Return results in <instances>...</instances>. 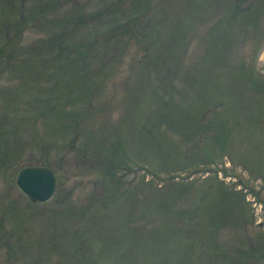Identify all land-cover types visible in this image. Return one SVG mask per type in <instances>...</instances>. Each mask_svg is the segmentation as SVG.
<instances>
[{
    "label": "rangeland",
    "instance_id": "rangeland-1",
    "mask_svg": "<svg viewBox=\"0 0 264 264\" xmlns=\"http://www.w3.org/2000/svg\"><path fill=\"white\" fill-rule=\"evenodd\" d=\"M122 1L124 9L130 8L131 0ZM56 2L0 0V128L3 130L20 125L18 118L37 113L36 103L32 102L33 107L26 102L50 98L48 89L56 66L50 54L55 48V37L62 35L66 17L77 13L76 9L96 15V11L105 12L93 24L79 25L77 28L81 30H74L75 35L72 32L73 42L80 37L86 43L104 35L103 30L109 27V23L103 24L104 18L118 23L135 14L133 8L122 12L114 0H59L60 6ZM232 2L150 0V9L137 24L143 32L138 35L135 30V36L130 35L132 38L125 35L127 44L118 41L114 51L107 48L109 60L105 61L104 74L98 81L88 74L93 93L77 141L80 153L69 155L68 145L62 146L68 128L60 115L54 112L58 118H50L48 123L30 119L29 126L40 132L49 126L53 140L59 145V150L46 155L47 165L54 169L57 178L61 177L49 202L31 204L14 184L18 171L40 151L39 146L29 144L31 139L24 135L19 139L20 149L13 143L5 149L6 143L0 139V264H202L211 257L207 258L210 241L201 239L198 231L203 230L199 225L209 223L211 216L220 213L225 223L219 230L221 243L226 245L232 233L240 239L244 237L241 247L248 250L253 247L250 241L264 237V130H260V118L256 124L255 117H251L250 107L230 134L227 148L224 145L219 157H209L211 160L205 162H198L194 154L208 155L214 147L203 144L199 137L202 149L193 147L191 141L180 140L179 135L168 131L157 119L148 132L139 127L153 111L155 94L163 95L177 106L181 101L174 90L180 91L184 103L192 107H207L212 99L215 104L216 88L214 93L210 90L212 99L203 105L195 100L201 82L206 80L203 77L207 63L233 64L242 57L239 61L251 68L250 73L256 78L264 76V14L260 15L258 24L261 39L256 41L254 30L250 29L242 36L236 51L233 50L237 56L234 60L228 54L234 47L224 43L221 35L230 26L225 18L232 10ZM258 2L247 0L241 7H256ZM108 7L112 12H106ZM122 15L124 19H119ZM73 24L71 21L69 26ZM230 28L234 36L240 29ZM220 37L222 43H218ZM219 47L223 50L221 57L213 59L208 51L214 48L213 53L217 54ZM99 62L94 60L92 69H98ZM225 68L210 69L208 78ZM198 74L200 79L195 85L185 83L195 80ZM170 78L174 81L163 80ZM224 82L223 78L215 80L218 85ZM243 95L245 100L253 101L248 105H254L253 95L248 92ZM68 106L65 110L70 112L73 106ZM173 110L165 112L170 114ZM222 111L224 106L218 104L214 113L209 109L206 113L214 116ZM234 113L237 114L232 110L231 115L236 116ZM8 114H17V120L8 124ZM162 135H169L167 144ZM114 144L128 155L133 150L135 153L123 155L129 158L122 173L124 179L118 186L109 188L105 180L109 161L105 162L103 155ZM1 157L11 163L2 166L5 160ZM140 159H147L149 164L144 165L148 161ZM133 160H140L141 164H129ZM117 172L118 169L113 174ZM220 191L226 194L225 200L219 198ZM235 194L238 199L233 197ZM173 196L176 198L168 208L165 202ZM208 207L212 210L206 212ZM237 216L241 221L246 217L247 221L238 223ZM87 240L90 246L82 247Z\"/></svg>",
    "mask_w": 264,
    "mask_h": 264
},
{
    "label": "trees",
    "instance_id": "trees-1",
    "mask_svg": "<svg viewBox=\"0 0 264 264\" xmlns=\"http://www.w3.org/2000/svg\"><path fill=\"white\" fill-rule=\"evenodd\" d=\"M56 1V0H54ZM233 1L232 10L229 11V15L225 18V23L230 24V26H238L240 27L237 35L234 36L230 26L227 31H223L221 33L222 40L224 43L231 44L234 48L232 51H229L228 54H231L234 60H237V56H234L233 50L236 51L237 47L242 42V36L250 29L254 30L253 38L256 41L261 39V36L258 34V24L260 22V15L264 14V0H260V2L256 3V7L249 6L248 8L241 7V4L247 0H230ZM56 3H59L57 0ZM115 4H118V9H121L122 12L127 9H134V16L129 17L128 19L122 21H118L115 19H111L109 22L104 18L103 24L108 25L109 27L104 29V35L98 39L91 40V42L86 41L79 37V41L73 42L72 32L76 29L81 30V28H77L79 25H88L93 24V21L102 16V12L105 15L104 11H96L97 15L93 12H85L80 9H76L77 13H74L71 17H66L65 28H63L62 35H57L55 37V44L53 47L54 50L51 52L50 57L52 63L56 64L55 66V74L53 82L50 83V87L48 92L50 93V98L47 97L46 100L40 99L39 101L32 100L31 102H26V105H32V102L36 103L38 109L36 114H28V116H23L18 118L17 114H8L6 117L8 124H11V121L21 119L20 125L14 124L12 126H8L6 130L0 128V139L3 143H6L5 149L10 144L13 143L17 148H21L22 144L19 143V139H23L24 135L31 139L29 144H36L39 146V152L31 156L28 164H36V165H47L48 158L46 155H49L52 150H59L58 143L52 138V129L45 126V130L40 132V129H36L35 126L31 128L29 126V121L31 120H43V122L48 123L50 118H58L53 115V113H57L60 119H64L68 128V133L64 137V141L62 142V146L65 144L68 145L67 153L70 155L71 152L80 153L81 150L77 149V141L82 135L81 131V123L83 124L86 120L85 114L89 110L91 104L89 97L92 95L93 91L91 90V86L88 83L87 79L89 78L88 74L92 77H97V81L99 80V76H103L105 68L104 63L108 61L107 58V48L110 47L113 51L116 49V45L118 41H121L122 45L127 44V38H124L125 35H128V38H132L135 36V30L138 35L140 29L137 24L144 19L147 10L150 9V0H131L130 8H123L122 0H114ZM254 4V2L252 3ZM60 6V3L59 5ZM262 9V10H261ZM106 12H112V8H107ZM107 15V14H106ZM115 16V15H114ZM125 15H122L120 18L124 19ZM263 17V16H262ZM227 19V20H226ZM131 20H133L131 22ZM71 21H74L72 26H69ZM114 25V26H113ZM20 26V22L17 24ZM69 26V27H68ZM83 28V27H82ZM75 35V32H73ZM132 37H131V36ZM147 36L146 34H142V37ZM229 38H233L231 41ZM114 39V42L111 40ZM146 39V38H145ZM221 37L218 40V43H222L220 41ZM215 46L218 44L215 42ZM147 47H145L144 52L146 53ZM214 48H210L208 53L212 56L213 59H218L221 57V53L223 50L218 48L219 53H213ZM216 51V49H215ZM215 55V57H214ZM220 55V57H219ZM115 58H118L116 54ZM207 58V57H206ZM242 57H239V60ZM94 60L100 61L98 69H92V63ZM235 61L225 65H215L210 63L205 69V78L206 80L202 81V87L199 89L197 93V101L196 104L203 105L206 101L212 99L210 90L216 88L215 91V104L213 103V99L210 100L206 106H195L192 107V104H185L184 96H181V92L178 90H174L178 98L181 101V105H174L172 100L168 98H163V95L155 94L156 102L151 114L147 115L144 121L140 124L139 127L145 128V132L151 128L154 119H157L159 122L164 124V128L171 130V132L179 135L180 140H187L186 142L191 141L193 147H200L202 149L203 144H208L213 146L208 155L195 153L194 156L197 157L198 162H205V159L211 160L209 157H219L220 151L223 149L224 145L227 148V141L230 139V134H232L235 127H238L239 122L246 115L248 110L252 109L251 117H255L258 122V117L260 118V130H264V122L261 123V117L264 116V76L260 78H256L252 73H250V67L247 66L244 61ZM213 62V60H209ZM229 66V67H227ZM226 67V68H225ZM220 69L225 68L222 72L217 74H212L211 78L208 76L211 74L210 69ZM204 73V72H203ZM201 74H198L195 77V80L185 82L192 85H195L197 81L200 79ZM51 77V76H50ZM224 79V84L218 85L215 83V80ZM164 81L173 82L174 79H163ZM93 82V81H92ZM202 89V90H201ZM42 90V89H41ZM39 90V92H41ZM172 92V91H171ZM248 92V94L254 96V105L250 106L249 103L253 102L250 99L245 100L243 97V93ZM228 102V104H227ZM243 102H247L244 103ZM218 104H222L224 106V111L222 113H218V115L208 116L206 110L209 109L213 113ZM69 105V106H68ZM212 105L214 106V110H212ZM73 106L70 112L65 110V107ZM226 106H229L226 108ZM34 107V106H33ZM174 109V110H173ZM230 111V113L227 110ZM165 110H173L171 113L165 112ZM235 110L237 114L236 116H232L231 112ZM36 115V116H35ZM35 116V117H34ZM34 117V118H33ZM36 118V119H35ZM5 124V125H8ZM258 124V123H256ZM27 125V126H26ZM66 128V126H64ZM140 130V129H139ZM69 135V136H68ZM137 136V140L139 141V134L135 132ZM141 135V134H140ZM169 135H162V138H166V144L169 140ZM197 137L200 138V142H204L199 145ZM12 138V140L10 139ZM63 139V138H62ZM13 140H17L16 142H11ZM28 146V142H25ZM25 143H23V148H25ZM118 144H114L112 150H105L103 157L105 158V162L109 161V171L107 174V187H115L118 186L122 179H124V170L128 167L126 163H128L129 158H125V156L134 155L135 151L128 155L123 152V149L117 147ZM199 145V146H198ZM67 147V146H66ZM140 147V146H139ZM199 149V150H200ZM23 150V149H22ZM119 150V151H118ZM19 152V151H18ZM98 152V151H97ZM18 154V153H17ZM98 155V154H97ZM140 156V155H139ZM193 156V155H192ZM99 157V155H98ZM204 157V158H203ZM124 160H123V159ZM8 159V158H7ZM29 159V158H28ZM1 160H5L2 162V166H6L7 162L10 160H6L1 157ZM15 160V159H13ZM12 160V161H13ZM146 160L147 159H140ZM139 161L133 160L135 162H129V164L140 163ZM32 161V162H31ZM245 161V160H244ZM125 163V164H124ZM247 164H251L250 162H246ZM149 164V161L144 165ZM48 166V165H47ZM143 167V166H142ZM140 168V167H137ZM118 169V172L113 174V171ZM129 169V168H128ZM123 173V174H122ZM60 176L58 175V179L60 180ZM219 198L221 200H225V193L223 191L218 192ZM113 197V194H111ZM235 199H238L237 195H233ZM175 199L176 196H173L165 205L169 208L170 204ZM32 204V203H31ZM233 205L231 204V212ZM209 209L205 210L209 212L212 210V207H208ZM200 212V211H199ZM183 214V212H181ZM197 213V212H195ZM200 214H206L203 211ZM233 214V213H231ZM230 214V215H231ZM208 215V214H206ZM170 216L174 217V214L170 213ZM210 217V216H209ZM221 217V219H219ZM238 217V216H237ZM239 222H246L247 218L245 217L242 221L238 217ZM233 223V222H232ZM208 227V228H205ZM225 227V223L222 221V213L218 215H213L210 217V222L207 224L199 225V229L203 231H198L201 235V239H208V257L210 259L205 260L206 263L202 264H264V244L260 243L264 241L263 236H257L254 240L250 241L253 245L252 248L246 250L242 248V241L244 239L237 237L235 234H229V242L225 245V243L220 242V234L219 230ZM245 241V239H244ZM87 242V243H86ZM83 242L82 247L90 246L89 241ZM226 246V247H225ZM203 256V253L200 257ZM80 261V260H79ZM197 264H200L197 263Z\"/></svg>",
    "mask_w": 264,
    "mask_h": 264
},
{
    "label": "water",
    "instance_id": "water-1",
    "mask_svg": "<svg viewBox=\"0 0 264 264\" xmlns=\"http://www.w3.org/2000/svg\"><path fill=\"white\" fill-rule=\"evenodd\" d=\"M15 187L28 201L45 204L56 192L57 178L51 168L29 165L18 172Z\"/></svg>",
    "mask_w": 264,
    "mask_h": 264
}]
</instances>
